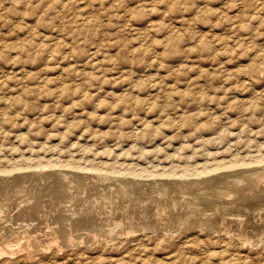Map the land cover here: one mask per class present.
Masks as SVG:
<instances>
[{"label":"rangeland","instance_id":"obj_1","mask_svg":"<svg viewBox=\"0 0 264 264\" xmlns=\"http://www.w3.org/2000/svg\"><path fill=\"white\" fill-rule=\"evenodd\" d=\"M262 155L264 0H0V264H264V183L202 214L157 193Z\"/></svg>","mask_w":264,"mask_h":264},{"label":"bare ground","instance_id":"obj_2","mask_svg":"<svg viewBox=\"0 0 264 264\" xmlns=\"http://www.w3.org/2000/svg\"><path fill=\"white\" fill-rule=\"evenodd\" d=\"M262 156H264V155H262ZM72 158V157H71ZM70 158V159H71ZM69 159V162L71 161ZM250 159H252V158H250ZM257 159L258 158H256V162H258V161H260V158L258 159V161H257ZM93 160V159H92ZM95 160V159H94ZM223 160V159H222ZM222 160L220 161L221 163H219L218 165H216V166H214V167H210V168H208V167H206L205 168V170H204V172L203 173H201V174H198L197 176H196V178H193L192 177V175H191V179H189V174L188 175H181V176H179L178 178L175 176V178H177V179H173V184H172V186L171 187H169L170 189H172V191L173 192H170V190L168 189V185H165V184H163V185H159L160 187L159 188H161L159 191L160 192H157V193H160V195H161V198L162 199H164V200H167V202H168V204L170 205V207H171V209L170 210H168V207H167V204H166V206L165 207H167V210H168V213H169V211L171 212L170 214H172V210L173 209H175L176 208V206L177 205H186V206H188L189 207V211L190 212H199L200 214H202V210L204 209L202 206H201V202H202V204H204V205H209V204H213V203H223V201H226V202H229V205L228 206H230V203L231 202H234V201H237L238 199H242L243 198V196L245 195V187L247 188L248 186H254V185H256V184H258V183H261V185H262V183H264V165H263V167H262V169H261V167H257V166H255V164L254 165H252V167H249L250 165V163H248L247 165V168H246V164L244 165V163H246V162H244L243 163V165H241V163H242V160L241 161H239V162H237L236 161V159L235 160H230L231 162L230 163H228V164H226L227 162H222ZM49 161V160H48ZM73 161V160H72ZM79 161V160H78ZM106 161V160H105ZM226 161V160H225ZM228 161V160H227ZM244 161V160H243ZM52 161H50V163H51ZM74 162V161H73ZM73 162H71V163H73ZM77 162V161H76ZM94 162V161H93ZM216 162H218V161H216ZM241 162V163H240ZM249 162H251V161H249ZM252 162H254V161H252ZM42 163V162H41ZM40 163V164H41ZM50 163H48V165H50ZM70 163V164H71ZM106 163H108V162H106ZM131 163V162H130ZM213 163V162H212ZM211 163V164H212ZM261 163V162H260ZM18 164V163H17ZM38 164V163H37ZM45 164H47V163H45ZM44 164V165H45ZM76 164V163H75ZM111 164V163H110ZM128 164V163H127ZM127 164H126V166H127ZM203 164V163H202ZM205 164V163H204ZM262 164H264L263 162H262ZM15 165V164H14ZM20 165V164H19ZM30 165V164H29ZM43 165V166H44ZM131 165V164H130ZM208 165V164H207ZM258 165V164H257ZM11 166H12V164H11ZM27 166V165H26ZM43 166H41L40 168L42 169V170H44V168H43ZM54 166V165H53ZM72 166H73V164H72ZM79 166V165H78ZM77 166V167H78ZM125 166V167H126ZM132 166H134V165H132ZM153 166V165H152ZM167 166V165H166ZM187 166V165H186ZM200 166V165H199ZM198 166V167H199ZM205 166V165H204ZM209 166V165H208ZM211 166V165H210ZM254 166V167H253ZM148 167V166H147ZM155 167H156V165H155ZM153 167L154 169H156V168H158V167ZM171 167V166H170ZM188 167V166H187ZM249 167V168H248ZM16 168H17V166H16ZM20 168V167H19ZM24 168V167H23ZM63 168V167H62ZM73 168V167H72ZM131 168V167H130ZM146 167L144 166V168L142 167V169H145ZM163 168H164V166H163ZM200 168V167H199ZM13 169V168H12ZM21 169V168H20ZM28 169V168H27ZM35 169V168H34ZM53 169V168H52ZM75 169V168H74ZM84 169H86V168H84ZM83 169V170H84ZM92 169V168H91ZM99 169V168H98ZM101 169V168H100ZM106 169V168H105ZM132 169V168H131ZM135 169V168H134ZM184 169V168H183ZM189 169V168H188ZM196 169V168H195ZM195 169H193V170H195ZM198 169V168H197ZM195 170L196 172L198 171V170ZM1 170V169H0ZM24 170H26V169H24ZM29 170V169H28ZM38 170V169H37ZM36 170V171H37ZM76 170V169H75ZM94 170V169H93ZM109 170V169H108ZM112 170H114V169H112ZM149 170V169H148ZM147 170V168H146V170L145 171H148ZM152 170V169H151ZM164 170V169H163ZM12 171V170H11ZM14 171V170H13ZM22 171H23V169H22ZM21 171V172H22ZM27 171V170H26ZM34 171V170H33ZM50 171V170H49ZM69 171H71V170H69ZM78 171V170H77ZM85 171V170H84ZM90 171V170H89ZM88 171V172H89ZM101 171V170H100ZM104 171V170H103ZM103 171H101V172H103ZM110 171V170H109ZM119 171V170H118ZM154 171V170H153ZM158 171V170H157ZM165 171V170H164ZM170 171V170H169ZM174 170H172V172H173ZM20 172V170H18V173ZM24 172V171H23ZM32 172V171H31ZM35 172V171H34ZM39 172V171H38ZM41 172V171H40ZM81 172H82V170H81ZM99 172V171H98ZM101 172H100V175H101ZM155 172V171H154ZM168 172V171H167ZM10 173V174H9ZM11 173H14V172H8V174L9 175H11ZM33 173V172H32ZM37 173V172H36ZM107 173V172H106ZM111 173H113V172H111ZM161 173H162V171H161ZM164 173V172H163ZM174 173H176V172H174ZM39 174L40 173H38V176H39ZM52 174V173H51ZM54 174H56V173H54ZM68 174V173H67ZM66 173H63V178L61 177V179H63L64 181H66L67 179L69 180V181H71V182H78V183H80L84 178H83V176L81 175V174H77V173H70V174H68L67 175ZM84 174V173H83ZM90 174H91V172H90ZM95 174V173H94ZM108 174V173H107ZM115 175L116 174H119V173H114ZM133 174V173H132ZM132 174H131V176H132ZM155 174H156V172H155ZM154 174V175H155ZM158 174H159V171H158ZM168 174V173H167ZM182 174V173H181ZM5 175V174H4ZM3 175V176H4ZM24 175V174H23ZM86 175V174H85ZM96 175V174H95ZM97 175H99V174H97ZM104 173H103V175H102V179L104 178L105 180H106V178L105 177H107V176H109V175H105V177H104ZM111 175H113V174H111ZM134 175V174H133ZM48 176H49V174H48ZM52 176V175H51ZM124 176V175H123ZM129 176V175H128ZM130 176V177H131ZM136 176V175H135ZM134 176V177H135ZM140 176V175H139ZM138 176V177H139ZM145 176V175H144ZM150 176V175H149ZM162 176V175H161ZM160 176V177H161ZM173 175H172V177H174ZM194 176V177H195ZM9 177V176H8ZM23 177V176H22ZM40 177H41V175H40ZM44 177H46V176H44ZM54 177V176H53ZM98 177V176H97ZM110 177V176H109ZM117 177V176H116ZM115 177V178H116ZM130 177H128V178H130ZM133 177V176H132ZM133 177V178H134ZM152 178H153V176H151ZM156 175L154 176V180H156ZM159 177V176H158ZM172 177H170V175H169V177L167 178V179H169V178H172ZM188 177V178H187ZM1 178V177H0ZM7 178V177H6ZM56 178V177H55ZM83 178V179H82ZM140 178V177H139ZM139 178H138V180H139ZM162 178V177H161ZM8 179V178H7ZM6 179V180H7ZM23 179V178H22ZM31 179H32V177H31ZM40 179V178H39ZM44 179V178H43ZM47 179V178H46ZM48 179H49V177H48ZM50 179H51V177H50ZM86 179V178H85ZM95 179H97V178H95ZM101 179V180H102ZM112 179H113V177H112ZM112 179H111V181H112ZM136 179V178H135ZM143 179H144V177H143ZM142 179V180H143ZM146 179H148V176L146 177ZM163 180H164V177L162 178ZM161 179V180H162ZM9 180V179H8ZM88 180V179H87ZM91 180V179H90ZM125 180V179H124ZM151 180V179H150ZM153 180V181H154ZM11 181V180H10ZM19 181V180H18ZM30 181V180H29ZM40 181H41V179H40ZM43 181V180H42ZM62 181V180H61ZM93 181V180H92ZM96 181V180H95ZM130 181V180H129ZM135 181V180H134ZM140 181V180H139ZM139 181H137V182H139ZM146 181V180H145ZM153 181H151V182H153ZM3 182H5L4 180H3ZM23 182H24V180H23ZM37 182V181H36ZM97 183H99V181H96ZM113 182H114V180H113ZM125 182V181H124ZM123 182V183H124ZM128 182V181H127ZM126 182V183H127ZM90 183H92V182H90ZM102 183V182H101ZM105 183V182H104ZM117 183V182H116ZM143 183V182H142ZM141 183V184H142ZM145 183V182H144ZM147 183V182H146ZM25 184H27V183H25ZM87 184H89V183H87ZM94 184H95V182H94ZM100 184V183H99ZM111 184H112V182H111ZM135 184V183H134ZM140 184V183H139ZM152 184V183H151ZM156 184H157V182H156ZM159 184V183H158ZM36 185V184H35ZM44 185H45V183H44ZM47 185V184H46ZM52 185V184H51ZM70 185H72L71 183H70ZM95 185H97V184H95ZM118 185V184H117ZM138 185V184H137ZM146 185V184H145ZM259 185V184H258ZM16 186V185H15ZM15 186H14V189H16L15 188ZM75 186V185H74ZM98 186V185H97ZM96 186V187H97ZM105 186V185H104ZM112 186H113V184H112ZM127 186H128V184H127ZM126 186V187H127ZM130 186V185H129ZM139 186H141V185H139ZM144 186V185H143ZM147 186H148V183H147ZM147 186L145 187L146 189H147ZM151 186V185H150ZM5 187V186H4ZM3 187V188H4ZM7 187V186H6ZM36 187V186H35ZM41 187V186H40ZM72 187V186H71ZM77 187V186H76ZM85 187V186H84ZM88 187V186H87ZM94 187V186H93ZM101 187V186H100ZM107 187H109V188H112V187H110V186H108L107 185ZM116 187V186H115ZM118 187H119V189L122 191L123 189H124V185H120V183H119V185H118ZM138 187V186H137ZM155 187H157V186H155ZM18 188H20L19 186H18ZM63 188V187H62ZM73 188V187H72ZM81 188V187H80ZM140 188V187H139ZM152 188H153V186H152ZM249 188V187H248ZM255 188V187H254ZM68 190H71V189H69V188H67ZM75 189V188H74ZM78 190H79V188H77ZM76 189V190H77ZM98 189V188H97ZM105 189V188H104ZM117 189V188H116ZM133 189H134V187H133ZM23 190H25V188L23 187ZM49 190V189H48ZM53 190V189H52ZM86 190V189H85ZM115 190V189H114ZM119 190V191H120ZM142 190H144V188L142 189ZM148 190V189H147ZM257 190V189H256ZM17 191V190H16ZM19 191V190H18ZM30 191H31V189H30ZM49 191H51V190H49ZM60 192H61V190H59ZM67 191V190H66ZM65 191V192H66ZM105 191V190H104ZM139 191H140V189H139ZM145 191V190H144ZM149 191V190H148ZM248 191V190H247ZM246 191V192H247ZM23 192V191H22ZM21 192V193H22ZM33 192H34V189H33ZM36 192H37V190H36ZM59 192V193H60ZM78 192H80V191H78ZM116 192H117V190H116ZM138 192V191H137ZM136 192V193H137ZM4 193V192H3ZM16 193V192H15ZM42 193V192H41ZM64 193V192H63ZM69 193V192H68ZM71 193V192H70ZM76 193V192H75ZM109 193V192H108ZM112 193H114V192H112ZM122 193V192H121ZM144 194H145V192H143ZM147 193V192H146ZM149 193H150V191H149ZM148 193V194H149ZM257 193V192H256ZM255 193V194H256ZM260 193V192H259ZM8 194V193H7ZM12 194L14 195V193L12 192ZM35 194V193H34ZM57 194V193H56ZM79 194V193H78ZM82 194H83V192H82ZM85 194V193H84ZM98 194V193H97ZM104 194V193H103ZM102 194V198H103V195ZM110 194H111V191H110ZM117 194V193H116ZM120 194V193H119ZM128 194V193H127ZM134 194V193H133ZM151 194V193H150ZM247 194V193H246ZM250 194V193H249ZM248 194V195H249ZM261 194V193H260ZM2 195V194H1ZM4 195H6V193L4 194ZM10 195V194H9ZM37 195H38V193H37ZM51 195V194H50ZM54 195V194H53ZM72 195V194H71ZM76 195V194H75ZM91 195V194H90ZM112 195V194H111ZM114 195H115V193H114ZM124 195H125V192H124ZM140 196H142L141 195V193L139 194ZM153 195V194H152ZM159 195V194H158ZM159 195V196H160ZM254 195V194H253ZM26 196V195H25ZM31 196V195H30ZM40 196V195H39ZM73 196H74V194H73ZM78 196H80V195H78ZM108 196V195H107ZM115 196H117V195H115ZM130 196V195H129ZM138 196V195H137ZM136 196V197H137ZM146 196H148V195H145V197ZM4 196H2V198H3ZM15 197V196H14ZM68 197H69V195H68ZM81 197H83V196H81ZM94 197H95V195H94ZM98 197V196H97ZM101 197H99V198H101ZM110 197V196H109ZM108 197V198H109ZM112 197V196H111ZM111 197H110V199H111ZM120 196H118V198H119ZM126 197H128L127 195H126ZM126 197H124V198H126ZM131 197L132 196H130V198H129V200L131 199ZM135 197V198H136ZM155 197H156V195H155ZM5 198V197H4ZM22 198V197H21ZM24 198V197H23ZM22 198V199H23ZM31 197H29V199H30ZM34 198V197H33ZM48 198V197H47ZM58 198V197H57ZM89 198H91V197H89ZM92 198H93V196H92ZM114 198H116V197H114ZM117 198V199H118ZM123 198V197H122ZM123 198V199H124ZM141 198V197H140ZM152 197H150L149 199H147V200H150ZM256 198V197H255ZM258 198V197H257ZM264 198V197H263ZM15 199V198H14ZM27 201H29L28 200V196H27ZM36 199V198H35ZM53 199H55V198H53ZM66 199V198H65ZM109 199V200H110ZM156 199V198H155ZM5 200V199H4ZM7 200L9 201V197H7ZM72 200H73V198H72ZM71 200V201H72ZM80 200V199H79ZM96 201L97 200H99V199H95ZM94 200V201H95ZM104 201H106L105 199H103ZM137 200V199H136ZM135 200V201H136ZM153 200V199H152ZM159 200V202H160V199H158ZM255 200V199H254ZM6 201V200H5ZM18 201H19V199H18ZM21 201V200H20ZM32 201V200H31ZM100 201V200H99ZM118 201V200H117ZM138 201V200H137ZM163 201V200H162ZM248 201H251V200H248ZM2 202H4V201H2ZM35 202V201H34ZM51 202V201H50ZM70 202V201H69ZM69 202H68V204H69ZM76 202V201H75ZM74 202V203H75ZM84 202V200H82V203ZM91 202V201H90ZM90 202H88V203H90ZM112 202V201H111ZM123 202V201H122ZM128 202V201H127ZM148 202V201H147ZM257 202V201H256ZM1 203V202H0ZM18 203V202H17ZM23 203V202H22ZM33 203V202H32ZM93 203V202H92ZM113 203H114V201H113ZM115 203H116V201H115ZM115 203H114V205H115ZM118 203V202H117ZM136 203V202H135ZM156 203H157V201H156ZM165 203V202H164ZM5 204V203H4ZM29 204H31V202L29 203ZM38 204V203H37ZM36 204V205H37ZM62 204V203H61ZM66 204V203H65ZM72 204V203H71ZM84 204V203H83ZM108 204V203H107ZM127 204H129V203H127ZM126 204V205H127ZM138 204V203H137ZM143 204H145V201H144V203ZM160 204V203H159ZM238 204V203H237ZM241 204V203H240ZM245 204V203H244ZM260 204V203H259ZM22 205V204H21ZM25 205V204H24ZM43 205L44 204H42V207H43ZM60 205V204H59ZM63 205H64V202H63ZM70 205V204H69ZM74 205H76V204H74ZM85 205V204H84ZM88 205V204H87ZM108 205H110V203L108 204ZM117 205V204H116ZM122 205V204H121ZM140 205V204H139ZM142 205V204H141ZM140 205V206H141ZM148 205H149V202H148ZM152 205H153V202H152ZM156 205H158V204H156ZM155 205V206H156ZM218 205V204H217ZM222 205V204H221ZM225 205V204H224ZM223 205V206H224ZM232 205H234V204H232ZM5 206V205H4ZM23 206V205H22ZM72 206V205H71ZM100 206V205H99ZM119 206V205H118ZM125 206V205H124ZM123 206V207H124ZM130 206V205H129ZM238 206V205H237ZM240 206V205H239ZM248 206V205H247ZM0 207H2V206H0ZM18 207V206H17ZM35 207V206H34ZM69 207V206H68ZM75 207V206H74ZM80 207V206H79ZM93 207V206H92ZM95 207V206H94ZM107 207V206H106ZM105 207V208H106ZM110 207H113V206H111L110 205ZM125 207H127V206H125ZM138 207V206H137ZM147 207V206H146ZM162 207V208H161ZM161 207H159L160 208V210H159V214H164V213H166L167 212V210L165 209V208H163V206L161 205ZM217 207V206H216ZM224 207H226V205L224 206ZM234 207V206H233ZM28 208V207H27ZM70 209H71V207H69ZM82 208V207H81ZM86 208H87V206H86ZM89 208V207H88ZM186 208V207H185ZM215 208V207H214ZM213 208V209H214ZM223 208V207H222ZM6 209V208H5ZM11 209V208H10ZM17 209V208H16ZM22 209V208H21ZM38 209V208H37ZM40 209H42V208H40ZM74 209V208H73ZM76 209V208H75ZM92 210H93V208H91ZM101 209V208H100ZM125 209V208H124ZM130 209V208H129ZM132 209V208H131ZM133 209L135 210V208L133 207ZM132 209V210H133ZM139 209H141V208H139ZM143 209V208H142ZM152 209V208H151ZM157 209V208H156ZM155 209V210H156ZM187 209V208H186ZM226 209V208H225ZM239 209V208H238ZM29 210V209H28ZM46 210V209H45ZM61 210V209H60ZM67 210V209H66ZM65 210V211H66ZM79 210V209H78ZM84 210V209H83ZM87 210V209H86ZM91 210V211H92ZM103 210V209H102ZM101 210V211H102ZM108 210V209H107ZM120 210V209H119ZM224 210V209H223ZM232 210V209H231ZM241 210V209H240ZM253 210V209H252ZM0 211H1V208H0ZM44 211V210H43ZM62 211V210H61ZM89 211V210H88ZM99 211V210H98ZM128 211V210H127ZM145 211V210H144ZM158 211V210H157ZM176 210H174L173 212H175ZM178 211V210H177ZM207 211V210H206ZM209 211H212L213 212V210H209ZM216 211H217V209H216ZM251 211V210H250ZM2 212V211H1ZM0 212V213H1ZM5 212V211H4ZM12 212H13V210H12ZM14 212H15V210H14ZM29 212V211H28ZM32 212V211H31ZM39 212V211H38ZM67 212H69V209H68V211ZM79 212V211H78ZM102 212H104V211H102ZM118 212V211H117ZM147 211H145V213H146ZM225 212H227V211H225ZM230 212V211H229ZM241 212H242V210H241ZM245 212V211H244ZM247 212V211H246ZM261 212H264V209L261 211ZM260 212V213H261ZM7 213V212H6ZM53 213H54V211H53ZM72 213H74V211L72 212ZM71 213V214H72ZM76 213H77V211H76ZM87 213V212H86ZM95 213H98V212H95ZM112 213V212H111ZM122 213V212H121ZM132 212H130V214H131ZM135 213V212H134ZM149 213H151V211H149ZM155 213V212H154ZM167 213V214H168ZM185 213V212H184ZM183 213V214H184ZM187 213V212H186ZM198 213V214H199ZM203 213H205V212H203ZM208 213V212H207ZM250 213V212H249ZM260 213L259 214H257V215H260ZM2 214V213H1ZM25 214V213H24ZM41 214V213H40ZM44 214V213H43ZM48 215H49V213H47ZM50 214H51V212H50ZM67 214V213H66ZM75 214V213H74ZM107 214V213H106ZM142 214V213H141ZM190 215H191V213H189ZM196 214V213H195ZM223 214V213H222ZM226 214V213H225ZM229 214V213H228ZM254 214H256V212L254 213ZM263 214V213H262ZM12 215V214H11ZM21 215H22V213H21ZM73 215V214H72ZM85 215V214H84ZM113 215H115L114 214V212H113ZM132 215H133V213H132ZM138 215H139V213H138ZM176 215V214H175ZM190 215H188V213H187V216H188V218H189V216ZM211 215V214H210ZM224 215V214H223ZM240 215V214H239ZM252 215V214H251ZM30 216V215H29ZM43 216V215H42ZM57 216V215H56ZM71 216V215H70ZM77 216V215H76ZM81 216V215H80ZM85 216H88V215H85ZM103 216H105V215H103ZM109 216V215H108ZM121 216V215H120ZM142 216V215H141ZM162 216V215H161ZM160 216V219H162V217ZM172 216H174V215H172ZM207 216V215H206ZM220 216V215H219ZM228 216V215H227ZM226 216V217H227ZM229 216H230V214H229ZM228 216V217H229ZM232 216H233V214H232ZM254 216H256V215H254ZM264 216V215H263ZM5 217V216H4ZM3 217V218H4ZM26 217V216H25ZM55 217V216H54ZM61 217V216H60ZM75 217V216H74ZM93 217V216H92ZM96 219H97V217L96 216H94ZM102 217V216H101ZM113 217V216H112ZM116 217V216H115ZM123 217V216H122ZM133 217H134V215H133ZM132 217V218H133ZM156 218V216H153V218ZM158 217V216H157ZM179 217V216H178ZM205 217V216H204ZM213 217V216H212ZM235 217V216H234ZM257 217H259V216H257ZM7 218V217H6ZM38 218V217H37ZM41 218V217H40ZM70 218H72V217H70ZM98 218H99V215H98ZM125 218V217H124ZM131 218V217H130ZM139 218V217H138ZM142 218V217H141ZM146 218V217H145ZM148 218V217H147ZM150 218V217H149ZM151 218H152V216H151ZM182 218V217H181ZM186 218V217H185ZM187 218V219H188ZM206 218V217H205ZM207 218H210V217H207ZM206 218V219H207ZM223 218V217H222ZM231 218V217H230ZM241 218H242V216H241ZM244 218V217H243ZM255 218V217H254ZM253 218V219H254ZM260 218V217H259ZM259 218H257V219H259ZM263 218V217H262ZM10 219H12V218H10ZM34 219V218H33ZM46 219V218H45ZM75 219V218H74ZM104 219H105V217H104ZM159 219V218H158ZM159 219V220H160ZM170 218H168V220H169ZM173 219V218H172ZM191 219V218H190ZM198 219V218H197ZM201 219H203V218H201ZM212 219V218H211ZM234 219V218H233ZM246 219V218H245ZM1 220H3V219H1ZM0 220V221H1ZM5 220V219H4ZM50 220V219H49ZM68 220V219H67ZM89 220V219H88ZM100 219H98L97 221H99ZM108 219H106V221H107ZM146 220V219H145ZM144 220V221H145ZM155 220V219H154ZM166 220V219H165ZM209 220V219H208ZM224 220V219H223ZM234 220H237V222H239L241 219L237 216V217H235V219ZM243 220V219H242ZM247 220V219H246ZM256 220V219H255ZM261 220H263V219H261ZM11 221V220H10ZM15 221V220H14ZM26 221V220H25ZM37 221V220H36ZM44 221V220H43ZM72 221V220H71ZM92 221V220H91ZM94 221V220H93ZM105 221V220H104ZM109 221V220H108ZM128 221H130V220H128ZM132 221V220H131ZM136 221V220H135ZM140 220H138V222H139ZM142 221V220H141ZM144 221H143V223H144ZM174 221V220H173ZM177 221V220H176ZM184 221V220H183ZM190 221V220H189ZM198 221H200V220H198ZM254 221V220H253ZM29 222V221H28ZM41 222V221H40ZM63 222V221H62ZM124 222V221H123ZM163 222H164V219H163ZM168 222H170V221H168ZM185 222V221H184ZM196 222V221H195ZM202 222H205V221H202ZM210 222V221H209ZM221 222V221H220ZM241 223H242V221H240ZM246 222V221H245ZM251 222V221H250ZM260 223L262 222V221H259ZM23 223V222H22ZM26 223V222H25ZM34 223H35V221H34ZM46 223V222H45ZM66 223V222H65ZM69 223H70V221H69ZM68 222H67V224H69ZM73 223V222H72ZM77 223H79V222H77ZM113 223V222H112ZM111 223V224H112ZM115 223V222H114ZM113 223V224H114ZM119 223V222H118ZM117 223V221H116V224H118ZM120 223L121 224H123L122 223V221H120ZM129 223H131V222H129ZM129 223H128V225H129ZM147 223V222H146ZM153 223V222H152ZM161 223V222H160ZM171 223V222H170ZM177 223V222H176ZM182 223V222H181ZM199 223V222H198ZM210 223H212V222H210ZM215 223V222H214ZM222 223H223V221H222ZM225 223V222H224ZM233 223H235V222H233ZM232 223V224H233ZM247 223V222H246ZM255 223H257V222H255ZM27 224V223H26ZM29 224H31V223H29ZM28 224V225H29ZM36 224V223H35ZM58 224V223H57ZM90 224V223H89ZM93 224H94V222H93ZM101 224V223H100ZM115 224V225H116ZM126 224V223H125ZM135 224V223H134ZM134 224H133V227H134ZM136 224H138V223H136ZM140 224V223H139ZM180 224V223H179ZM263 224V223H262ZM5 225V224H4ZM27 225V226H28ZM38 225V224H37ZM44 225V224H43ZM51 225V224H50ZM53 225H54V223H53ZM70 225H71V223H70ZM70 225H69V227H70ZM95 225H97V224H95ZM110 225V224H109ZM127 225V224H126ZM125 225V226H126ZM141 225H142V222H141ZM167 225H168V223H167ZM173 225V224H172ZM192 225V224H191ZM220 225V224H219ZM242 224H240V226H241ZM16 226V225H15ZM29 226H31V225H29ZM92 226H94V225H92ZM99 226V225H98ZM111 226V225H110ZM121 226V225H120ZM130 226V225H129ZM145 226V225H144ZM152 226V225H151ZM180 226V225H179ZM187 226V225H186ZM199 226V225H198ZM201 227L202 226H204V225H200ZM211 226V225H210ZM217 226V225H216ZM240 226L238 227V228H240ZM42 227V226H41ZM40 227V228H41ZM50 227H52V226H50ZM67 227V226H66ZM74 227V226H73ZM76 227V226H75ZM87 227V226H86ZM107 227H108V225H107ZM123 227V226H122ZM128 227V226H127ZM132 226H130V228H131ZM136 227H138V228H140L139 226H136ZM142 227V226H141ZM160 227H162V225L160 226ZM173 227V226H172ZM183 227H185V226H183ZM212 227H213V225H212ZM219 227H221V226H219ZM10 228V227H9ZM20 228V227H19ZM110 228V227H109ZM108 228V229H109ZM112 228V227H111ZM114 228H115V226H114ZM119 228V227H118ZM125 228V227H124ZM143 228V227H142ZM153 228V227H152ZM151 228V229H152ZM171 228V227H170ZM186 228V227H185ZM188 228V227H187ZM186 228V229H187ZM200 228V227H199ZM226 227H224V229H225ZM231 228V227H230ZM2 229V228H1ZM46 229H48L47 227H46ZM68 229V228H67ZM76 229V228H75ZM83 229V228H82ZM92 229V228H91ZM94 229H95V227H94ZM107 229V230H108ZM116 229V228H115ZM120 229H122L121 227H120ZM126 229V228H125ZM133 229H136V228H133ZM211 229V228H210ZM223 229V228H222ZM234 229V228H233ZM247 229H248V227H247ZM251 229V228H250ZM262 229V228H261ZM54 230V229H53ZM114 230V229H113ZM127 230H128V228H127ZM126 230V231H127ZM131 230V229H130ZM182 230H184V229H182ZM218 230V229H217ZM220 230V229H219ZM227 230V229H226ZM229 230V229H228ZM263 230V229H262ZM35 231V230H34ZM48 231V230H47ZM46 231V233H48ZM82 231V230H81ZM84 231V230H83ZM93 232H91V234H93L95 231L94 230H92ZM100 231V230H99ZM118 231V230H117ZM137 231V230H136ZM140 231V230H139ZM211 231H212V229H211ZM225 231V230H224ZM230 231V230H229ZM228 231V232H229ZM232 231V230H231ZM237 231H239V230H237ZM240 231H241V229H240ZM247 231V230H246ZM255 231V230H254ZM12 232V231H11ZM16 232V231H15ZM61 232V231H60ZM65 232H67V231H65ZM64 232V233H65ZM72 232V231H71ZM70 232V233H71ZM74 232V231H73ZM78 232H80V231H78ZM88 232V231H87ZM109 232H110V230H109ZM109 232H107V233H109ZM112 232V234H113V232L115 233V231H111ZM122 232H125V231H122ZM121 232V233H122ZM141 232H143V231H141ZM164 232H167V231H165L164 230ZM169 232V231H168ZM219 232V231H218ZM233 232V231H232ZM235 232V231H234ZM5 233V232H4ZM42 233V232H41ZM57 233V232H56ZM62 233V232H61ZM68 233V232H67ZM66 233V234H67ZM75 233V232H74ZM102 233V232H101ZM119 233V232H118ZM133 233V232H132ZM226 233V232H225ZM30 234V233H29ZM45 234V233H44ZM59 234V233H58ZM65 234V235H66ZM81 235L83 234V233H80ZM87 234H89V233H87ZM104 234V233H103ZM127 233H125V235H126ZM227 234V233H226ZM225 234V235H226ZM231 235H232V233H230ZM246 234V233H245ZM244 234V235H245ZM255 234V233H254ZM43 235V234H42ZM49 235V234H48ZM57 235V234H56ZM64 235V236H65ZM67 235H69V234H67ZM66 235V236H67ZM71 235V234H70ZM80 235V236H81ZM93 235H95V234H93ZM93 235L91 236V237H93ZM111 235V234H110ZM121 235H124V234H121ZM129 235V234H128ZM90 236V235H89ZM101 236H102V234H101ZM116 236V235H115ZM227 236V235H226ZM228 236H230V235H228ZM257 236V235H256ZM264 236V235H263ZM50 237V236H49ZM69 237V236H68ZM67 237V238H68ZM83 237V236H82ZM233 237H234V235H233ZM232 237V238H233ZM240 237V236H239ZM260 237H262V236H260ZM42 238H43V236H42ZM79 238V237H78ZM77 238V239H78ZM244 238V237H243ZM243 238L241 237V239L243 240ZM246 238V237H245ZM251 238V237H250ZM249 238V239H250ZM253 238V237H252ZM62 239V238H61ZM74 239V238H73ZM249 239H248V241H249ZM254 239V238H253ZM259 239V238H258ZM70 240H72V239H70ZM76 240V239H75ZM246 240V239H245ZM255 240H256V238H255ZM68 241H69V239H68ZM78 241V240H77ZM76 241V242H77ZM252 241V240H251ZM26 242V241H25ZM61 242V241H60ZM24 243V242H23ZM45 243V242H44ZM58 243V242H57ZM255 243H258V240H257V242L255 241ZM19 244V243H18ZM21 244V243H20ZM25 244L26 243H24V246H25ZM7 245V244H6ZM8 245H10V244H8ZM23 245V244H22ZM21 246V245H20ZM1 247V246H0ZM0 253H3L4 254V250H3V248H0ZM2 255V254H1Z\"/></svg>","mask_w":264,"mask_h":264}]
</instances>
